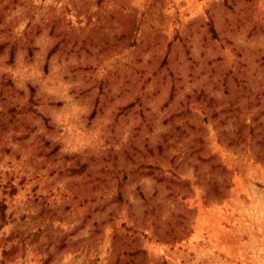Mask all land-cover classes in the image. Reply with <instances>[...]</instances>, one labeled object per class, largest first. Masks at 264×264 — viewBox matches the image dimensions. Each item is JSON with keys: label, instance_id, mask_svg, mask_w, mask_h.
Returning <instances> with one entry per match:
<instances>
[{"label": "rangeland", "instance_id": "rangeland-1", "mask_svg": "<svg viewBox=\"0 0 264 264\" xmlns=\"http://www.w3.org/2000/svg\"><path fill=\"white\" fill-rule=\"evenodd\" d=\"M0 264H264V0H0Z\"/></svg>", "mask_w": 264, "mask_h": 264}]
</instances>
